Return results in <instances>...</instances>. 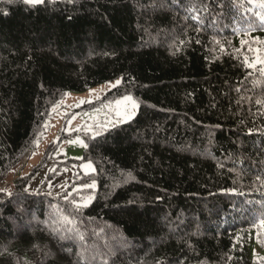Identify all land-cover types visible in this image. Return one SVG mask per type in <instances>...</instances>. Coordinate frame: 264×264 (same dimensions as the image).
Segmentation results:
<instances>
[{
	"label": "trees",
	"instance_id": "obj_1",
	"mask_svg": "<svg viewBox=\"0 0 264 264\" xmlns=\"http://www.w3.org/2000/svg\"><path fill=\"white\" fill-rule=\"evenodd\" d=\"M262 4L0 0V264H264ZM115 80L136 116L24 173L67 92ZM49 163L94 171L31 191Z\"/></svg>",
	"mask_w": 264,
	"mask_h": 264
},
{
	"label": "rangeland",
	"instance_id": "obj_2",
	"mask_svg": "<svg viewBox=\"0 0 264 264\" xmlns=\"http://www.w3.org/2000/svg\"><path fill=\"white\" fill-rule=\"evenodd\" d=\"M117 81L119 80L106 82L82 92H67L65 97L53 108L52 115L45 124V131L37 142V148L25 165L23 172L27 173L38 165L41 162L45 149L49 144L56 142L63 133L71 136L61 143L55 152V159L61 156V160L64 161L70 159L80 161L85 148L83 134L94 136L100 133V131L114 128L117 125L132 120L139 109V102L132 96L137 105L135 109L131 107V103L129 102H125L118 108L116 101L122 100L123 97L111 102L100 103V100L119 84ZM117 111L121 114L118 115ZM129 114L131 115L130 119L126 118ZM85 165H90V167H85ZM55 166V164L51 165V163L45 165L33 179L29 189L31 191L41 190L43 192L58 194L70 185V181L75 175L79 173L89 174L94 171L91 163H74L55 175ZM19 168L14 171V174L9 177L8 181L1 188L5 185H10L11 188V183ZM81 189L83 187L74 186L68 192ZM91 201L92 197H85L79 205L88 206Z\"/></svg>",
	"mask_w": 264,
	"mask_h": 264
},
{
	"label": "snow or ice",
	"instance_id": "obj_3",
	"mask_svg": "<svg viewBox=\"0 0 264 264\" xmlns=\"http://www.w3.org/2000/svg\"><path fill=\"white\" fill-rule=\"evenodd\" d=\"M23 2L25 4H29V5H37V4L43 3L44 0H23ZM262 6H264V4H262ZM260 19H261L262 22H264V16H261ZM217 43H219V42H217ZM241 43L243 44L244 41H241ZM223 50H224L223 46H221V51H223ZM249 50H251V49H249ZM245 62L248 64L249 67H253L254 66L252 63L248 62V58L247 57H245ZM258 62L264 64V60H259V58H258ZM117 83H119V81H117ZM125 102L131 103V107L133 109H135L137 107L136 102L132 99L131 96H125V97L122 98V100L116 101V105L119 108V106L124 104ZM117 114L120 115L121 113L119 111H117ZM126 118L130 119L131 115L130 114L127 115ZM85 167H90V165H85ZM92 186H94V185H92ZM262 223H264V221H262Z\"/></svg>",
	"mask_w": 264,
	"mask_h": 264
},
{
	"label": "water",
	"instance_id": "obj_4",
	"mask_svg": "<svg viewBox=\"0 0 264 264\" xmlns=\"http://www.w3.org/2000/svg\"><path fill=\"white\" fill-rule=\"evenodd\" d=\"M28 156H29V154L24 158V160L22 161V163H21V165H20V167L21 166H23L24 164H25V162H26V160H27V158H28Z\"/></svg>",
	"mask_w": 264,
	"mask_h": 264
},
{
	"label": "built area",
	"instance_id": "obj_5",
	"mask_svg": "<svg viewBox=\"0 0 264 264\" xmlns=\"http://www.w3.org/2000/svg\"><path fill=\"white\" fill-rule=\"evenodd\" d=\"M4 185V184H3ZM2 188H10V185H5Z\"/></svg>",
	"mask_w": 264,
	"mask_h": 264
}]
</instances>
